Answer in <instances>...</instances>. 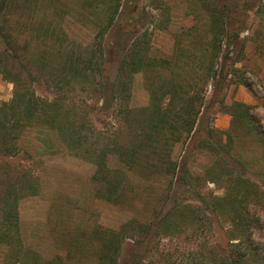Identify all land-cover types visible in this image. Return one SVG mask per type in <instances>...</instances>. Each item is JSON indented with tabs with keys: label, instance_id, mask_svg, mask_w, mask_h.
Returning a JSON list of instances; mask_svg holds the SVG:
<instances>
[{
	"label": "rangeland",
	"instance_id": "374dc122",
	"mask_svg": "<svg viewBox=\"0 0 264 264\" xmlns=\"http://www.w3.org/2000/svg\"><path fill=\"white\" fill-rule=\"evenodd\" d=\"M230 1L237 18L233 32H242L239 46L245 45V57L237 66L236 82L227 96L226 91L219 95L225 97L227 112L223 107H213L215 100L218 103L215 96L206 108L208 113L201 128L191 139L165 144L157 153L145 147L132 166L118 149L130 145L129 152H133L137 144L133 134L146 121L140 109L150 104L154 81L153 75L142 72L135 77L130 107L140 113L133 116L134 124L112 112L110 92L126 47L125 41L119 47L115 36L124 26L147 29L152 34L150 54L158 58L174 55L176 42L181 41L183 49L177 57L181 58L179 62L189 60L184 73L192 80L200 75L208 61H202L199 46L195 49L192 45L191 38L195 35L184 33L198 20L201 32L197 37L204 38L207 33L204 5L198 0H140L138 7L129 0L124 2L127 5L122 9L123 15L103 41L102 86H97L93 77L71 81L68 74L54 68L63 64L62 59H50L43 73H36L37 57L28 58L29 68L36 73L37 97L52 101L65 99L59 120H76L86 140L82 141L81 148L75 144L73 149L62 134L42 128L44 123L39 121L23 133L18 155L0 154V218L5 208L3 192L16 188L21 196L18 212L22 242V248L17 247V241L15 246L0 242V264H99V239L107 238L104 236L107 233L134 234V231L135 237H126L122 242L116 264H214L211 251L220 252L222 245L229 244L228 223L222 221L213 228L174 216L172 220L180 225L173 228L170 216L168 219L155 216L164 205L167 208L176 204L193 210L192 207L205 205L203 200L213 204L216 198L224 197L236 186L238 179L250 183L243 190L249 196L248 211L250 216H258L263 222L250 231L252 249L264 253V14L257 15L256 7H252L260 0L251 3L246 14L249 28L243 32L240 30L243 16L237 14L243 7L242 0ZM63 19L59 22L52 11L48 22L58 34L60 30L69 33V39L76 40L85 49L94 44L101 24L108 22L101 10L90 15L81 0H66ZM60 35L52 36L51 43L63 39ZM25 63L26 60L20 59L12 74L21 73L26 79ZM14 91V83L0 74V104L11 101ZM236 102L250 107L256 126H251V118L243 122L228 112ZM211 131L214 132L211 134ZM103 151L107 155L106 165L97 161ZM172 161L177 165L176 174L169 170ZM114 172L120 174L116 189L106 183L107 179L115 182ZM110 197L112 200H108ZM153 223H159V227L146 247L139 233L142 227ZM109 262L107 259L105 264Z\"/></svg>",
	"mask_w": 264,
	"mask_h": 264
},
{
	"label": "trees",
	"instance_id": "16d2710c",
	"mask_svg": "<svg viewBox=\"0 0 264 264\" xmlns=\"http://www.w3.org/2000/svg\"><path fill=\"white\" fill-rule=\"evenodd\" d=\"M90 15L98 13L101 10L108 22L101 24L96 33L94 46L84 48L76 40H70L69 33L65 31L58 34L49 21L50 13L55 12L58 21L63 22L65 17L66 0H0V74L15 85L14 96L11 101L0 104V154L1 156L18 155L21 137L25 131L32 128L34 123L42 121V128L46 130H57L64 140L74 149L75 144L83 145L86 140L81 129L77 127V121L69 119L66 122L59 120L63 115V104L65 99L52 101L37 97L34 82L35 74L42 72L45 64L50 59H62L64 62L60 65H53L59 71L68 74L71 81L74 78L93 77L97 86H102V76L104 74L103 57L105 58V48L103 41L106 39L108 32L118 23L119 18L123 15L122 9L124 2L127 0H81ZM131 4L138 1L129 0ZM204 5L207 16V33L204 38L198 39L197 35L201 32L200 23H194L187 30V35L193 36L192 42L194 48L198 47L200 52L199 58L202 61H208L205 69L201 70L200 75L190 80L184 73L185 68L189 65V60H183L177 57L182 52L183 43L177 38L175 54L171 57H153L152 53V34L143 27L135 29H120L115 36L118 38L117 43L121 47L122 42L126 43L124 55L121 59L117 77L112 85L110 94L112 95V104L110 109L117 115H122L125 122L134 124L133 116L137 113H143L145 118L144 125L139 124L140 131L134 133L136 138L135 148L130 153L132 147L126 145L123 149H118L127 159V163L132 166L135 158L141 156V151L146 149L151 152H158L161 146L165 144L173 145L185 143L188 139L201 128L204 116L207 115L206 108H209L211 99L218 100L215 105L225 108L227 112L228 105L225 104V97L236 82V72L238 64L245 57V45H241V31L233 32V23L237 18L234 16L236 10L230 0H198ZM258 0H242V9L238 10L239 15L243 16L240 30H248L246 25L248 21L247 9L251 3ZM127 5V4H126ZM256 7V14H264V0L252 5ZM246 16V21L244 17ZM158 19L155 20L157 22ZM61 23L59 29H61ZM155 28V25L154 27ZM59 35L63 39H58L55 44L51 43L52 36ZM207 38V39H206ZM105 39V40H104ZM122 48V47H121ZM94 49V50H93ZM96 50V51H95ZM186 50V49H185ZM95 51V52H94ZM37 57L35 61V70H31L28 64V58ZM20 59L26 60L25 73H13L14 66L20 62ZM34 66V64H33ZM153 75V81L150 90V104L141 111L130 107L133 96V87L135 77L138 73ZM43 73V72H42ZM157 74L159 77H156ZM101 75V76H100ZM185 76V77H183ZM156 79L154 80V78ZM186 78V79H185ZM24 79V82H23ZM70 81V82H71ZM157 83V84H155ZM244 84V83H243ZM189 88H185V87ZM209 88L211 92H208ZM226 91L225 97L220 93ZM210 94V95H209ZM210 96V100H208ZM227 99V98H226ZM234 108V109H233ZM250 107L244 103L236 102L230 112L234 117L244 121L250 120L251 126H256L250 115ZM246 119V120H245ZM198 127L196 128V126ZM214 131H211V134ZM231 139V134H229ZM127 148V149H126ZM213 150H217L212 146ZM225 150V149H223ZM17 152V153H16ZM98 164L107 163L106 151L99 154ZM171 163L169 170L176 174V163ZM101 165V166H102ZM101 172V170H100ZM99 172V173H100ZM113 179H105L108 187L116 189L119 185L120 174L114 172ZM105 178V176H104ZM116 179V180H115ZM177 177V181H178ZM238 179V183L232 186V189L221 198H216L215 203L208 204L203 200L202 207H192L193 210L180 205H172L165 208V205L157 210V216L171 220L174 216L181 221L192 220L193 223L207 224L215 228L219 222H226L230 225L231 230L228 232L229 244L221 246V251H211L215 256L214 264H264V253L254 251L251 245L250 231L255 227L262 225L260 217L250 216L248 211L250 202L249 196L244 193V188L249 187V182ZM30 186V183H24ZM247 191V190H246ZM19 190L8 188L3 192L2 198L5 201V208L0 218V242L6 245H14L17 241L18 246L22 248V242L19 234V212L18 202L21 196ZM244 193V194H243ZM244 195V196H242ZM112 200V197L108 198ZM215 204V206H214ZM189 208V207H188ZM167 212V213H166ZM160 214V215H159ZM165 214V215H164ZM220 219V220H219ZM173 221V220H172ZM174 227H179L177 220L173 221ZM205 225H201L203 227ZM159 223H153L148 227H142L143 231L139 233L142 242L146 247L155 233ZM135 228V227H131ZM135 234V231H134ZM120 232L107 233V238L100 240L101 249L99 251V264H105L110 259L109 264H116L121 244L126 237H135L136 235ZM237 241L238 243H233ZM15 246V245H14ZM254 251V252H253ZM219 256V258H218Z\"/></svg>",
	"mask_w": 264,
	"mask_h": 264
}]
</instances>
